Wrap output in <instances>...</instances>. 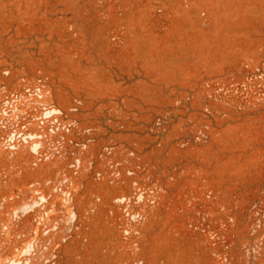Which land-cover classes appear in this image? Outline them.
I'll use <instances>...</instances> for the list:
<instances>
[{
    "label": "rangeland",
    "instance_id": "rangeland-1",
    "mask_svg": "<svg viewBox=\"0 0 264 264\" xmlns=\"http://www.w3.org/2000/svg\"><path fill=\"white\" fill-rule=\"evenodd\" d=\"M0 264H264V0H0Z\"/></svg>",
    "mask_w": 264,
    "mask_h": 264
}]
</instances>
